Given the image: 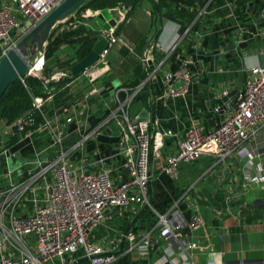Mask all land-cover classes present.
I'll return each instance as SVG.
<instances>
[{
    "label": "crops",
    "instance_id": "1",
    "mask_svg": "<svg viewBox=\"0 0 264 264\" xmlns=\"http://www.w3.org/2000/svg\"><path fill=\"white\" fill-rule=\"evenodd\" d=\"M120 7L121 5L114 6V9L109 10L116 21L113 32L122 22L117 34L122 43L115 42L109 46L106 53V56L110 55L107 70L89 87H85L81 76H76L68 84L74 99L67 107V113L57 118L61 146L69 147L71 143L81 139L97 118L107 109L113 108V92L116 87L141 80L139 73L145 71L146 76L147 70L159 62L161 69H173L182 55L195 72L183 96L160 98L162 84L160 75L155 73L147 87L145 85L132 98L127 108L129 116H138L142 109L146 110L153 117L150 122L153 128L172 131L171 136L164 138L165 155L174 149L190 121L193 120L204 132L215 127L232 107L235 99L232 96H236L241 89L246 68L264 63V0H206L188 48L184 49L178 44L169 53H163L160 48L169 45L176 32V23L162 20L159 33L152 40L151 2L142 0L123 21L118 20ZM84 11L85 16L76 13L75 16L83 17L78 23L96 32L97 37L100 36L103 30L93 20L99 9L85 8ZM137 50H140L138 55L134 52ZM72 55L69 47L63 44L55 57L63 60ZM141 55H149L147 69L139 61L138 56ZM58 71L55 68L52 70L54 73ZM142 92L145 93V102L141 99ZM227 94L229 97L225 101L217 103L221 105V109L213 111L212 107L217 104L212 105L210 100ZM66 117L70 119L67 121ZM108 130L107 134H116L112 122H109ZM4 131L5 124L1 121V141L5 140ZM246 144L253 153L261 151L264 148V129ZM18 145L15 158L17 163L13 166L18 171L32 167L36 160L52 158L59 149L44 132L35 134L30 140L19 142L16 146ZM124 159L119 144L100 143L95 137L83 140L68 156L73 168L84 170L95 169L99 161L103 162L109 168L108 177L113 182L123 181L127 177ZM244 159L245 157L233 154L216 161L211 154L203 152L191 163L181 162L175 178L161 173L160 162L154 161L150 165L148 202L157 212H163L189 186H192V191L188 195L192 199L199 195L206 200L207 206L200 210L204 225L191 235L196 243L193 256L197 264H207L208 261L213 264H259L262 258L264 184L244 183L241 180L240 169ZM8 161L10 162V158L5 160L7 168ZM237 191H242L241 196L230 200V209H226L223 194ZM187 203V199H182L177 205L184 221L188 218ZM142 205L130 204L123 209H113L109 217L96 224L88 233L90 241L97 242L110 252L118 253L108 264H154L158 255L155 248L144 257L135 250L126 251V238L119 247L125 227V233L130 232L135 236L152 229L154 216L149 207L141 209ZM142 212L144 215L138 218ZM183 232L186 231L183 229ZM150 236H156V229L150 232ZM164 242L157 240L158 247ZM171 242L174 246L175 242L172 239ZM41 264L60 263L53 260ZM75 264H86V261L77 259Z\"/></svg>",
    "mask_w": 264,
    "mask_h": 264
},
{
    "label": "built area",
    "instance_id": "2",
    "mask_svg": "<svg viewBox=\"0 0 264 264\" xmlns=\"http://www.w3.org/2000/svg\"><path fill=\"white\" fill-rule=\"evenodd\" d=\"M62 1L1 0L0 56ZM202 10L203 7L196 17L201 16ZM126 11L127 7L121 5L119 21L124 20ZM81 15L85 16V11ZM113 28L104 31L109 34V41L98 59L77 75L88 83L107 70L106 53L109 46L115 42L122 43L113 34ZM185 31L178 33L176 25L169 45L160 50L163 53L173 51ZM262 39L264 41V26ZM39 54V64L33 65L29 74H39L43 65L42 55ZM138 57L147 69L149 55ZM160 66L161 62L151 66L146 76L133 86L116 87L113 108L107 109L95 124L86 129L81 139L69 147L61 146L57 124V118L66 114L68 108L51 117H46L40 109L50 99L51 88L46 90L44 98L32 97L33 108L42 117L40 123L34 124L30 110L5 124V139L17 136V140L13 144H0V264H41L53 260L60 264H72L76 263L78 257L85 259L86 264H108L118 253L90 241L87 235L96 224L109 217L113 209H123L130 204H146L154 220L151 230L136 236L130 232L122 234L128 242L126 251L135 250L146 257L155 248L158 255L154 264H197L193 256L196 243L191 235L204 225V221L198 205L188 195L192 186L187 187L163 212H157L149 205L146 195L152 162H160L161 173L175 178L181 162L191 163L203 152L211 154L216 161L236 154L245 157L240 169L241 180L244 183L264 184V148L253 153L246 144L264 129V63L246 68V76L232 107L215 127L204 132L193 120L190 121L174 149L165 155L164 138L171 136L172 131L153 128L148 118L129 116L127 113L132 98L150 83L155 73L160 75L162 84L160 98H174L187 92L195 72L190 69L186 58L180 55L173 69L163 70ZM69 73V70H59L56 75L64 77ZM120 93H123V97H119ZM220 106L217 104L212 110L219 111ZM66 119L68 121L70 118ZM109 122L116 129L115 135L119 136L117 144L122 147L125 156L123 166L127 177L120 182H113L108 177L109 168L101 161L95 169L84 170L73 168L68 160L72 149L80 146L83 140L98 133L109 135ZM40 132L47 134L59 147L57 153L48 160H36L28 169L18 171L7 168L5 160L17 156V152L10 151V148ZM241 194L242 191L223 194L225 208L229 210V201L239 198ZM182 199L188 200V218L185 221L177 209ZM154 229L156 236L152 237L150 232ZM183 229L186 232L182 233ZM171 239L175 242L174 246L170 243ZM157 240L165 242L158 247ZM262 252L259 264H264V239ZM207 264L213 262L208 261Z\"/></svg>",
    "mask_w": 264,
    "mask_h": 264
},
{
    "label": "trees",
    "instance_id": "3",
    "mask_svg": "<svg viewBox=\"0 0 264 264\" xmlns=\"http://www.w3.org/2000/svg\"><path fill=\"white\" fill-rule=\"evenodd\" d=\"M152 5L151 9V26H152V40L156 38L159 33L160 23L162 20H170L177 25L178 33H185L180 41V46L188 48L190 45L191 37L194 34L197 25L198 17L197 12L201 9L206 0H149ZM141 0H85L83 4L77 9L87 8L91 10L112 8L114 6L123 5L127 7L124 20L129 16L131 11L139 5ZM77 10L74 12L77 13ZM155 21L153 22V19ZM83 20V17L74 16V22L67 24V27L60 28L59 25L54 27L44 45L41 53L43 58V65L39 74H25L16 77L10 81L0 95V122L9 124L14 119L32 110L34 124L40 123L42 117L37 110L33 108V96H46V90L51 88V97L48 101L44 102L41 110L45 113L46 117H51L56 113L64 112L71 103H73L72 94L69 91V82L76 78L69 73V76L58 77L52 72L53 68L58 70H69L72 63L82 58L91 49L93 42L97 38V33L92 31L86 25L78 23V20ZM122 22L115 27L113 34L118 36L119 29ZM67 45L72 52V56L66 59H58L55 57L56 52L61 45ZM124 51H126L124 49ZM140 50L134 51L138 55ZM39 64V61L37 65ZM36 65V66H37ZM53 67V68H52ZM140 68V67H139ZM145 77V71L139 73V78ZM85 87H89L92 83H88L85 79ZM136 82H129L125 85L133 86ZM145 87V86H144ZM147 87V85H146ZM123 97V93H120ZM142 101H146L145 93H141ZM60 108L55 111L56 108ZM102 115L99 117L101 118ZM94 121L95 124L98 119ZM92 124V125H93ZM91 125V126H92ZM17 140V136L7 137L0 144H13ZM144 212L138 215L141 218ZM78 256V255H77ZM78 260L83 258L78 257Z\"/></svg>",
    "mask_w": 264,
    "mask_h": 264
},
{
    "label": "water",
    "instance_id": "4",
    "mask_svg": "<svg viewBox=\"0 0 264 264\" xmlns=\"http://www.w3.org/2000/svg\"><path fill=\"white\" fill-rule=\"evenodd\" d=\"M85 0H63L59 5L54 7L47 13L34 27H32L16 44L8 49L3 55L0 56V95L5 87L16 77L29 74L33 67V60L35 54L42 51L46 44L47 38L51 30L59 22H66L72 24L74 22V12L83 4ZM155 18L153 19V22ZM94 22L97 26L101 27L103 32L98 36L91 49L82 58L75 61L69 67V72L73 76H77L86 67L92 65L101 54L109 41V34L104 33L110 27L116 25L115 19L111 16L108 8L99 9V12L94 15ZM229 94L223 95L219 98H212L210 103L215 105L225 101ZM235 95L232 96V99ZM138 118L152 121V115H148L146 110L142 109L138 113ZM95 140L100 143H117L119 140L118 135H106L98 133L95 135ZM146 195L150 196V183L149 179L146 182ZM146 204H143L141 209H144ZM127 227H125L124 233ZM123 235L119 241V247L124 239ZM75 264V263H72Z\"/></svg>",
    "mask_w": 264,
    "mask_h": 264
},
{
    "label": "rangeland",
    "instance_id": "5",
    "mask_svg": "<svg viewBox=\"0 0 264 264\" xmlns=\"http://www.w3.org/2000/svg\"><path fill=\"white\" fill-rule=\"evenodd\" d=\"M142 1V0H141ZM143 1H146V2H149V0H143ZM141 3V2H140ZM139 3V4H140ZM119 6V5H118ZM84 9L85 8H83V9H79V10H77V14H80L81 12H83L84 11ZM87 9H89V7H87ZM91 10V9H90ZM76 15V13L74 14V16ZM91 20V19H90ZM94 20V19H93ZM59 26V28H65V27H67V23L66 22H64V21H62V22H59V24H58ZM111 47V46H110ZM110 47H109V49H110ZM109 49H108V51H109ZM39 53V52H38ZM40 53H41V51H40ZM36 55V54H35ZM41 55H42V53H41ZM110 58V55L108 54L107 56H106V60L107 59H109ZM4 139V138H3ZM18 148H19V145L18 146H16V145H14V146H12L11 148H10V151H18ZM8 163H9V165H10V167H9V165H8V168H10V169H14L13 168V166H15L16 165V163H17V160L15 159V160H10V162L8 161ZM217 193V192H216ZM217 195V194H216ZM194 201H195V203L198 205V207H199V210H203V209H205V206H207V205H205L206 204V200L205 199H203L202 197H199V195H197L196 196V198L194 199Z\"/></svg>",
    "mask_w": 264,
    "mask_h": 264
},
{
    "label": "bare ground",
    "instance_id": "6",
    "mask_svg": "<svg viewBox=\"0 0 264 264\" xmlns=\"http://www.w3.org/2000/svg\"><path fill=\"white\" fill-rule=\"evenodd\" d=\"M40 54L39 53H37L36 54V57H34V60H33V65H34V67L37 65V63H38V61H39V59H40V56H39Z\"/></svg>",
    "mask_w": 264,
    "mask_h": 264
}]
</instances>
